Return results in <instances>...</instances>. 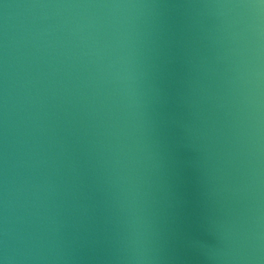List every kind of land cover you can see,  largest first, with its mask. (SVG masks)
I'll use <instances>...</instances> for the list:
<instances>
[{
    "label": "water",
    "instance_id": "1",
    "mask_svg": "<svg viewBox=\"0 0 264 264\" xmlns=\"http://www.w3.org/2000/svg\"><path fill=\"white\" fill-rule=\"evenodd\" d=\"M258 0H0L2 264H264Z\"/></svg>",
    "mask_w": 264,
    "mask_h": 264
},
{
    "label": "clouds",
    "instance_id": "2",
    "mask_svg": "<svg viewBox=\"0 0 264 264\" xmlns=\"http://www.w3.org/2000/svg\"><path fill=\"white\" fill-rule=\"evenodd\" d=\"M244 6L252 10V23L249 25L250 30L264 41V0H258L256 3ZM260 48L264 49V43L260 44ZM253 74L255 76L264 75V73L256 69L253 70Z\"/></svg>",
    "mask_w": 264,
    "mask_h": 264
}]
</instances>
